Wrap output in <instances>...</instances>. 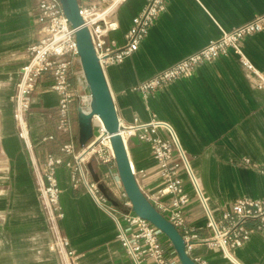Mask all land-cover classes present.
<instances>
[{"label":"crops","instance_id":"0c3cea01","mask_svg":"<svg viewBox=\"0 0 264 264\" xmlns=\"http://www.w3.org/2000/svg\"><path fill=\"white\" fill-rule=\"evenodd\" d=\"M146 2L121 4L118 28L110 33L117 45L125 44L133 19ZM35 7V0H0V264H60L49 248L50 234L30 155L16 132L13 116L12 96L26 49L35 39ZM261 13L264 0H166L138 48L104 68L123 124L134 118L149 121L155 114L174 127L216 218L238 197L264 198V173L258 168L264 167V87H258L255 76L233 50L203 62L190 77L166 83L147 95L136 87L206 46L222 29L230 30ZM241 47L246 59L264 73V29L244 37ZM50 85L49 79L38 84L29 115L34 154L40 162L47 152L61 155L60 147L70 141L75 144L79 133L76 108L71 112V133L56 129L50 116L57 109L59 95ZM49 135L53 139L43 140ZM127 146L138 181L148 189L157 188L161 176L150 143L131 137ZM247 158L257 166L243 164ZM107 168L94 164L96 171ZM111 169L117 172L116 167ZM180 176L190 196L184 218L200 239L193 243L190 255L211 264H233L218 247L210 248L204 242L211 237L205 210L183 170ZM57 178L64 211L60 226L80 254L81 264H133L117 238V222L84 187L72 186L68 167L60 165ZM108 185L116 201L126 198L115 177ZM247 225L255 228L256 223ZM160 237L166 257L181 264L170 240L163 233ZM235 255L243 264H264V229H254Z\"/></svg>","mask_w":264,"mask_h":264},{"label":"built area","instance_id":"2783aa9c","mask_svg":"<svg viewBox=\"0 0 264 264\" xmlns=\"http://www.w3.org/2000/svg\"><path fill=\"white\" fill-rule=\"evenodd\" d=\"M124 1L126 0H78L83 26L89 30L103 70L109 64L123 61L138 48L140 41L166 4V0H147L143 10L133 19L131 29L125 36V44L119 46L110 38V33L118 28V10ZM35 3V39L26 49L25 61L20 68L12 100L16 132L30 155L38 198L50 234V250L56 253L60 264H81L80 254L71 247L69 237L60 226L64 211L60 203L61 189L57 169L60 165H65L70 170L72 186L75 189L84 187L97 205L117 222V238L125 247L133 264H173L166 257V249L160 237L162 232L148 220L134 213L127 197L118 200L119 204L115 205L101 190L99 183H103L110 194L108 181L114 180L115 177L119 185L121 182L118 173L111 169L116 167L111 135L107 133L98 115H92V123L95 121L99 124L96 129L93 127V138L79 150H76L75 144L70 141L60 147L61 155L47 152L42 162L36 158L29 115L32 96L38 84L44 79H49L51 88L58 93V106L50 118L56 129L63 134L72 131V109L76 108L84 114L92 113L93 98L88 91L87 78L79 56L77 28L71 26L61 0H35ZM263 29L264 13H261L229 31L222 30L219 36L206 46L159 71L140 83L136 89L147 95L166 83L190 77L200 64L227 54L230 50L239 55L244 67L255 76L258 87H264V73L246 59L241 47L244 37ZM119 133L127 148L131 137L150 143L152 155L159 168L161 184L154 189H148L145 184H141L131 162L133 172L148 200L179 229L187 251L190 253L193 243L200 239L194 233V228L187 226L184 218V207L190 196L185 192L181 170L191 182L195 196L208 219L207 226L211 237L204 242L210 248L218 247L231 263L243 264L236 257L235 250L249 240L254 229H264V198L238 197L231 207L222 208L221 217L216 218L189 156L169 122L157 118L155 114L149 121L134 118L132 123L123 124L119 120ZM46 139H53V135L43 138ZM89 162L106 166L109 170L97 171L99 180L95 181L88 168ZM243 164L257 166L248 158ZM258 168L264 173V167ZM140 172L145 175V172ZM121 189L123 190L122 185ZM167 196L170 197L165 199ZM250 221L256 223L255 228L248 227ZM193 259L197 264H211L208 259L202 257Z\"/></svg>","mask_w":264,"mask_h":264},{"label":"water","instance_id":"95a60500","mask_svg":"<svg viewBox=\"0 0 264 264\" xmlns=\"http://www.w3.org/2000/svg\"><path fill=\"white\" fill-rule=\"evenodd\" d=\"M61 2L71 26L77 28L76 40L79 56L87 78L88 91L93 98L92 113L84 114L79 111V133L75 146L82 147L93 138L94 129L92 115H98L107 133L111 135L110 141L115 155L117 173L125 195L132 204V211L148 220L166 235L181 264H197L187 251L184 238L179 229L148 200L137 182L132 169L128 148L119 133V117L116 106L104 70L93 47L89 30L87 27L83 26V18L79 12L78 0H61ZM88 168L93 179L98 181L99 173L95 171L92 162L88 163ZM99 186L101 190L108 195L112 203L115 205L119 204L118 201L109 194L103 183H99Z\"/></svg>","mask_w":264,"mask_h":264},{"label":"rangeland","instance_id":"374dc122","mask_svg":"<svg viewBox=\"0 0 264 264\" xmlns=\"http://www.w3.org/2000/svg\"><path fill=\"white\" fill-rule=\"evenodd\" d=\"M255 16H256V15H255ZM255 16H254V17H255ZM246 22H247V21H246ZM238 26H239V25H238ZM232 29H233V28H232ZM222 30H224V29H222ZM222 30H221V32H222ZM230 30H231V29H230ZM225 31H229V30H225ZM221 32H220V33H221ZM230 51H231V50H230ZM228 53H229V52H228ZM236 54H237V53H236ZM223 55H224V54H223ZM98 125H99V124H98L97 122H95V121L93 122V127H94L95 129L98 127ZM107 169H108V168H107ZM120 186H121V185H120ZM165 236H166V235H165Z\"/></svg>","mask_w":264,"mask_h":264}]
</instances>
